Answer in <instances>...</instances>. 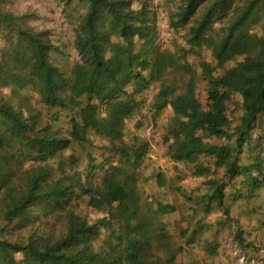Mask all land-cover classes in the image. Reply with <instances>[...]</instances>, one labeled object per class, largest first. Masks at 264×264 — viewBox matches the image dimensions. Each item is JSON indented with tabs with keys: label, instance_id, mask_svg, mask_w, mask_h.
<instances>
[{
	"label": "trees",
	"instance_id": "16d2710c",
	"mask_svg": "<svg viewBox=\"0 0 264 264\" xmlns=\"http://www.w3.org/2000/svg\"><path fill=\"white\" fill-rule=\"evenodd\" d=\"M60 1L73 63L0 0V264H208L215 210L243 244L228 199L264 189V0H180L170 42L147 0ZM159 123L171 159L214 175L197 198L163 172L148 191Z\"/></svg>",
	"mask_w": 264,
	"mask_h": 264
},
{
	"label": "rangeland",
	"instance_id": "374dc122",
	"mask_svg": "<svg viewBox=\"0 0 264 264\" xmlns=\"http://www.w3.org/2000/svg\"><path fill=\"white\" fill-rule=\"evenodd\" d=\"M9 7L16 13L30 12L32 16L29 22L38 29H50L56 43L64 52L62 61L67 60L73 63L77 58V50L74 47V31L72 21L77 13L71 8L65 7L60 0H9ZM151 9H157L160 38L162 41H172V31L168 24L167 10H176L180 0H147ZM168 110L162 113L164 121L167 120ZM163 125L159 123L155 130L145 132L154 138L153 145L149 152L151 163L146 170V176L151 177L157 172H163L168 178H173L183 191L192 198H197L206 191L205 180L214 175H199L196 172L194 163L175 161L167 155V148L162 140ZM223 176V172L217 174ZM153 178L146 181L151 186L148 191H155L156 187ZM230 190V188H228ZM183 205L190 208V201L179 197ZM232 206V214L240 220L244 229L245 242L240 244L232 233L231 225L225 221L221 210H215L202 217L203 223L211 225L206 230L202 239L219 243V254L210 260L208 264H264V189L259 195L252 198H240L233 201L228 199ZM201 217V214L198 215ZM3 221L0 217V228ZM187 221L183 219L179 225L185 226ZM11 234V232H9ZM203 240V241H204ZM197 251L203 255L205 250ZM202 255V256H203Z\"/></svg>",
	"mask_w": 264,
	"mask_h": 264
}]
</instances>
